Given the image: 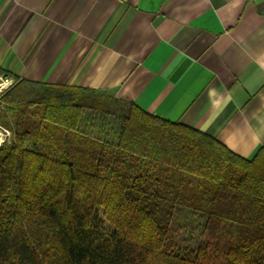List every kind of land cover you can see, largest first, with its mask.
<instances>
[{"label": "trees", "instance_id": "obj_1", "mask_svg": "<svg viewBox=\"0 0 264 264\" xmlns=\"http://www.w3.org/2000/svg\"><path fill=\"white\" fill-rule=\"evenodd\" d=\"M0 125V264H264V146L17 77Z\"/></svg>", "mask_w": 264, "mask_h": 264}, {"label": "crops", "instance_id": "obj_2", "mask_svg": "<svg viewBox=\"0 0 264 264\" xmlns=\"http://www.w3.org/2000/svg\"><path fill=\"white\" fill-rule=\"evenodd\" d=\"M0 71L264 146V0H0Z\"/></svg>", "mask_w": 264, "mask_h": 264}, {"label": "rangeland", "instance_id": "obj_3", "mask_svg": "<svg viewBox=\"0 0 264 264\" xmlns=\"http://www.w3.org/2000/svg\"><path fill=\"white\" fill-rule=\"evenodd\" d=\"M0 77H1V80H5V79H8V78H10L11 76H9V75H7L6 73H2V72H0ZM12 78V77H11ZM13 80H12V82H14V78H12ZM10 86V85H9ZM9 88V87H8ZM7 88V89H8ZM6 89H2V91H0V96H1V94L5 91ZM1 135V141H0V144L4 141V140H7L6 139V137L4 136V134L2 133V134H0ZM9 137H10V135H9ZM100 211H99V214L101 215V212H102V210L101 209H99ZM101 218V217H100ZM102 225L104 226V228L106 229V230H109V229H111L112 228V226L110 225V224H108L107 222H105V221H102ZM174 229H176V227L174 226ZM178 229V230H177ZM176 229V231L174 232V236H175V238L181 243V244H184V245H187V246H191V245H194L195 243H196V239H195V237H193V236H188V234L187 233H185V232H179V230H180V228H177Z\"/></svg>", "mask_w": 264, "mask_h": 264}, {"label": "built area", "instance_id": "obj_4", "mask_svg": "<svg viewBox=\"0 0 264 264\" xmlns=\"http://www.w3.org/2000/svg\"><path fill=\"white\" fill-rule=\"evenodd\" d=\"M12 80L13 79L11 77L8 79H5V80H1V77H0V82L1 81L6 82L4 87H0V91H2V89H7L9 87V85L12 84ZM2 133L4 134L6 139H9L10 132L0 125V134H2Z\"/></svg>", "mask_w": 264, "mask_h": 264}, {"label": "bare ground", "instance_id": "obj_5", "mask_svg": "<svg viewBox=\"0 0 264 264\" xmlns=\"http://www.w3.org/2000/svg\"><path fill=\"white\" fill-rule=\"evenodd\" d=\"M5 84H6V82H2V81H1V82H0V87H4ZM1 138H2V137H1V135H0V141H1Z\"/></svg>", "mask_w": 264, "mask_h": 264}]
</instances>
